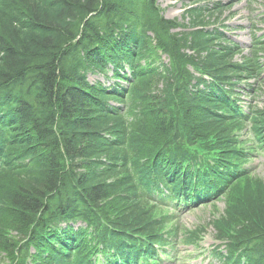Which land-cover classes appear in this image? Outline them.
<instances>
[{
	"label": "trees",
	"instance_id": "16d2710c",
	"mask_svg": "<svg viewBox=\"0 0 264 264\" xmlns=\"http://www.w3.org/2000/svg\"><path fill=\"white\" fill-rule=\"evenodd\" d=\"M224 10L198 6L181 23L157 0H0V264H27L25 238L49 242L43 254L74 249L66 264H90L100 243L118 264H159L154 246L175 229L156 205L134 200V175L163 181L212 159L220 185L244 161L236 133L247 123L264 130V103L246 117L235 109L243 83L264 96V38L235 61L242 49L214 26ZM158 52L168 65L154 66ZM111 71L128 87L88 80ZM79 221L94 224L92 245L59 229ZM214 226L241 260L264 264V184L242 182Z\"/></svg>",
	"mask_w": 264,
	"mask_h": 264
},
{
	"label": "rangeland",
	"instance_id": "374dc122",
	"mask_svg": "<svg viewBox=\"0 0 264 264\" xmlns=\"http://www.w3.org/2000/svg\"><path fill=\"white\" fill-rule=\"evenodd\" d=\"M217 1L231 5L232 8L227 9L224 16L226 18L225 24L229 27L227 33L247 54L253 44L255 33L258 37L264 34V23L262 21L264 17V0H216L214 2ZM158 5L167 19H178L183 22V14L187 9L194 6L195 2L194 0H158ZM156 56L161 57L160 60L167 61L165 55L159 52ZM145 64L146 62H143V65ZM190 70L192 69L190 68ZM112 75V72L107 77L90 75L89 79L92 83L101 82L107 87H112L115 83ZM246 98L247 101L244 100L243 107L249 105L250 102L256 107L257 103L252 98ZM256 101H258V104L263 103L264 96H259V100ZM248 167L252 169L254 174L264 179V156L255 157ZM218 207L217 210L212 209L211 206L197 209L179 218L182 228L191 231L203 227L205 234L197 247L181 243L176 252L175 261L168 262V264H220L219 259L211 253L217 242L215 231L208 224L213 217V212L222 213L225 204L219 202ZM32 253H35L34 249H32Z\"/></svg>",
	"mask_w": 264,
	"mask_h": 264
}]
</instances>
